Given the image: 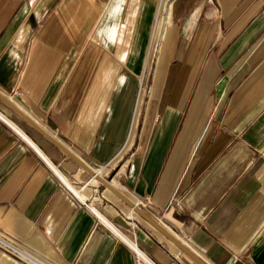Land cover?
I'll return each instance as SVG.
<instances>
[{
	"label": "crops",
	"instance_id": "crops-1",
	"mask_svg": "<svg viewBox=\"0 0 264 264\" xmlns=\"http://www.w3.org/2000/svg\"><path fill=\"white\" fill-rule=\"evenodd\" d=\"M0 93L189 250L0 101V264H264V0H0Z\"/></svg>",
	"mask_w": 264,
	"mask_h": 264
},
{
	"label": "rangeland",
	"instance_id": "rangeland-1",
	"mask_svg": "<svg viewBox=\"0 0 264 264\" xmlns=\"http://www.w3.org/2000/svg\"><path fill=\"white\" fill-rule=\"evenodd\" d=\"M165 16H166L165 13H161L159 15V18L155 22L156 23V25H155L156 27L158 26V20H160V17H165ZM161 50H162V43H161V46L159 47V49L157 50L156 55L153 56L152 59L150 60L149 67L146 68L145 78L141 82V86L140 87L148 88V86L150 85V83H151V76H153L154 71L156 69V66L158 64ZM147 99L148 98L145 97V101H144L145 103H146ZM8 112L10 113V115L12 117H14V119H12V120L20 121V120H18V118H16V116H14L15 114H13L10 111H8ZM129 156H130V151H128V152H126V153L123 154V158L117 163L116 166L112 167L109 164L107 167H105L106 172H105L103 178H105L106 180L113 179L114 178L115 171L119 168L120 164H122V162H124V160H126ZM100 169H102V168H100ZM85 170H83V172L80 175V177H75V176L72 177V176H68V175L67 176L70 178V180H71V182H73V184H75L77 186H83V184L85 182H88L90 180V178H91V174L88 171H85ZM119 185H120V183H119ZM87 188L89 189L90 196H93L95 198L94 206H96L101 212L105 213L106 208L111 207V205H113V203H118L123 208H127L128 209V206H126V204L124 202H122L119 198H117L115 196L114 197H108V195L105 193V188L106 187L101 182L97 181L96 183L88 184L87 185ZM133 215L134 216L136 215L135 212H133ZM108 218L110 219V217H108Z\"/></svg>",
	"mask_w": 264,
	"mask_h": 264
},
{
	"label": "water",
	"instance_id": "water-1",
	"mask_svg": "<svg viewBox=\"0 0 264 264\" xmlns=\"http://www.w3.org/2000/svg\"><path fill=\"white\" fill-rule=\"evenodd\" d=\"M0 101L9 106L15 113H17L22 119H24L27 123L32 125L35 129L41 132L49 141L57 145L58 147L64 149L66 153L72 156L77 163H79L82 167H84L90 174H92V169H90L81 159L76 157L70 150L60 144L55 138H53L50 134H48L44 129L38 126L29 116H27L24 112H22L17 106H15L7 97L0 93ZM99 182H101L105 187H107L117 198H119L122 202H124L129 207H132L133 211L153 226L157 231L162 233L166 238L171 240L173 243L178 245L183 251L188 252L189 250L180 242L176 237H174L169 231H167L159 221L153 218L150 214H148L143 208L137 206L128 196H126L121 190L111 186L108 181L104 178H98ZM189 253V252H188Z\"/></svg>",
	"mask_w": 264,
	"mask_h": 264
},
{
	"label": "bare ground",
	"instance_id": "bare-ground-1",
	"mask_svg": "<svg viewBox=\"0 0 264 264\" xmlns=\"http://www.w3.org/2000/svg\"><path fill=\"white\" fill-rule=\"evenodd\" d=\"M159 18V16L157 17V19ZM157 19H156V21H157ZM155 25H156V23H155ZM154 25V30H153V34H152V37H151V43H150V47H149V56L147 57V59H146V62H145V64H144V66L145 67H147L148 66V64H149V62H150V59H151V56H153V53H154V51H155V48H156V45H157V42H158V39L160 38V29H159V20H158V26L156 27ZM163 41V40H162ZM157 51V50H156ZM147 55V54H146ZM148 58H149V60H148ZM30 141V140H29ZM33 145V144H32ZM88 166V165H87ZM90 168V167H89ZM91 169V168H90ZM57 170V169H56ZM58 171V170H57ZM58 173H59V175H60V177L62 178V180L64 181V183L69 187V189L79 198V199H82L83 200V196H82V193H81V189L80 188H78V187H75L73 184H71L70 182H69V180L61 173V172H59L58 171ZM99 173H100V171H97V172H95L94 173V171L92 170V174H91V176L94 178V179H96L97 181H99L98 180V178H103V177H100V175H99ZM105 179V178H104ZM108 181V183L111 185V186H113V187H115L109 180H107ZM107 188V187H106ZM116 188V187H115ZM108 189V188H107ZM109 190V189H108ZM110 191V190H109ZM83 203H85L86 204V201H83ZM134 203H135V201H134ZM136 204V203H135ZM86 205H88V204H86ZM88 207H89V205H88ZM92 211H93V213L94 214H96L95 213V211H94V209L93 208H91V207H89ZM131 209H132V207H131ZM133 210V209H132ZM134 212V211H133ZM99 214V213H98ZM100 215V214H99ZM103 218V217H102ZM110 226H112L111 224H110ZM113 227V226H112ZM121 234V233H120ZM127 240V239H126ZM129 241V240H128ZM132 247L136 250V251H138L137 249H136V247L132 244Z\"/></svg>",
	"mask_w": 264,
	"mask_h": 264
},
{
	"label": "built area",
	"instance_id": "built-area-1",
	"mask_svg": "<svg viewBox=\"0 0 264 264\" xmlns=\"http://www.w3.org/2000/svg\"><path fill=\"white\" fill-rule=\"evenodd\" d=\"M78 201L80 202L81 205L85 206L89 210H91L88 205L85 203L81 202L79 199ZM136 205L145 208L147 203H144L141 200H136L135 201ZM92 211V210H91ZM93 212V211H92ZM96 216V215H95ZM0 249L6 253H8L11 256H14L15 258L25 261L28 259V256L25 254V252L22 250L19 244H17L14 240L10 239L6 235L0 233ZM137 264H141V262L138 260Z\"/></svg>",
	"mask_w": 264,
	"mask_h": 264
}]
</instances>
